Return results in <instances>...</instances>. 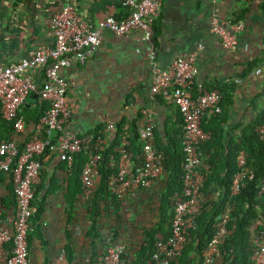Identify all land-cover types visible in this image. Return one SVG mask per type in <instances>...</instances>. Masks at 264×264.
I'll list each match as a JSON object with an SVG mask.
<instances>
[{
    "label": "crops",
    "instance_id": "crops-1",
    "mask_svg": "<svg viewBox=\"0 0 264 264\" xmlns=\"http://www.w3.org/2000/svg\"><path fill=\"white\" fill-rule=\"evenodd\" d=\"M66 1L0 0V63L13 64L38 47L52 46L55 36L50 20ZM70 1L83 18L92 23L108 15L121 18L128 13L121 0ZM214 14L223 20L244 23L233 47L224 48L219 36L211 31ZM144 36V30L139 28L126 35L106 29L101 47L86 64L73 62L63 69L70 81L71 124L80 134H98L96 130L100 126L104 130L108 119L139 129L144 123L146 107L157 113L156 128L163 134L160 138L163 143L168 140L166 133L171 134L181 127L183 115L171 95H152L149 63L152 50L156 51L163 68L182 53L199 51V73L193 91L196 94L197 83L208 88L226 86L228 98L226 96L220 113L226 142L238 140L264 109V0H164L152 37L145 39ZM34 78L37 90L28 95L22 106H27L26 112L47 103L39 95L44 74L37 73ZM214 115L208 111L203 119L206 117V122L211 124L216 121ZM25 121L26 128L18 139L23 147L39 122L26 118ZM116 134L117 125L105 136L107 147L115 146L117 150ZM43 157L41 182L35 189L33 201L44 199L45 210L41 236H33L29 264H97L108 242L105 237L114 235L126 243L122 264H130L145 240V230L161 218L163 177L156 179L151 187L141 189L133 198L100 199L92 205L99 189L98 178L90 200H84L80 193L72 203L69 193L73 172L69 164L56 153H45ZM202 166L207 167L204 159ZM205 185L209 202L215 203L224 196V189L218 183H210L208 189ZM258 208L262 211L261 206ZM16 209L14 181L11 176L0 174V223L13 229ZM169 227L166 223L164 231ZM6 246L10 249L11 243ZM0 264H6L4 256L0 257ZM146 264L151 262L148 260Z\"/></svg>",
    "mask_w": 264,
    "mask_h": 264
},
{
    "label": "built area",
    "instance_id": "built-area-1",
    "mask_svg": "<svg viewBox=\"0 0 264 264\" xmlns=\"http://www.w3.org/2000/svg\"><path fill=\"white\" fill-rule=\"evenodd\" d=\"M128 13L121 18L113 15L92 23L83 18L77 6L67 0L50 20L55 40L52 46L36 48L30 55L13 64L0 63V113L4 119L14 125L10 139L0 142V174H11L17 202L14 227L0 223V257L6 264H29L28 233L34 214L33 199L35 189L41 182L43 162L40 156L48 151L56 153L61 159L72 165L74 157L81 151L88 152L81 179L82 198L90 200L96 190L99 177V165L103 152L107 148L105 133L116 127L115 121L107 120L100 134H80L71 124L72 109L69 105L68 90L70 81L63 69L73 62L86 64L101 47L104 31L111 30L118 35L129 34L132 30L143 29L145 39L153 35V25L161 16L164 0H121ZM219 0H216L218 2ZM241 21H227L217 14L213 15L211 31L219 36L224 48H231L237 42L238 33L244 29ZM199 51L178 55L171 64L160 66L155 50L149 53L152 72V95L167 93L183 115V152L184 171L183 192L173 199L174 213L171 218V233L160 237L152 254L154 264H170L177 260L189 241L192 228L196 227L197 217L203 213L208 196L204 190L206 175L201 171L202 156L200 146L212 137L211 131L203 126L206 112L222 111L223 93L218 88H208L197 83V92L193 85L199 73L197 64ZM44 74L39 89L41 99L48 107L40 118L35 133L21 149L18 139L26 128L25 118L21 115L22 106L28 95L37 90L34 75ZM144 123L138 129L142 140V161L137 164L130 152L131 129L124 126L117 147L116 157L112 156V165L117 171L108 180L109 191L119 199L135 197L141 189L152 186L165 172V156L155 145L157 113L153 108H144ZM264 139V123L257 129ZM238 170L231 184V196L255 179V171L248 161V153L241 150L237 155ZM264 201V178L260 182L258 200ZM231 205L227 203L225 211L217 217L215 233L202 251L200 260L195 264H217L226 251L223 249L233 228ZM253 253L251 264H264V212L250 225ZM10 242V249L6 246ZM126 249L123 240L109 238L104 253L97 264H122Z\"/></svg>",
    "mask_w": 264,
    "mask_h": 264
},
{
    "label": "trees",
    "instance_id": "trees-1",
    "mask_svg": "<svg viewBox=\"0 0 264 264\" xmlns=\"http://www.w3.org/2000/svg\"><path fill=\"white\" fill-rule=\"evenodd\" d=\"M213 88H218L223 93V105L227 96L226 86L216 85ZM26 107L27 106L22 108L21 115L25 117L27 121L33 120L34 122H38L47 109L48 102L42 104L40 108H36L33 112H26ZM220 113L214 115L213 120L216 121L211 124L206 122V117L202 120L204 128L212 132V137L200 146V152L207 164V167H203L201 164V171L206 174L205 188L208 189L210 183L216 182L223 187L224 196L215 203L208 201L203 213L197 217L196 227L192 228L190 231L189 242L182 256L177 260H172L170 264H195L200 260L202 251L215 233L216 219L225 211L227 203L231 205L232 220L230 226L233 228V232L223 247L226 254L219 264H251L252 261L251 256L253 249L251 246L250 225L259 217L260 210L258 206H261L264 212V201L263 199L258 200L260 182L264 178V139L261 138L257 130L258 127L264 123V109L248 127L244 129L240 138L238 140H232L230 143L225 141L226 130L223 127L224 121ZM116 125V142L118 141L119 143L120 136L124 129V123H117ZM130 129L132 132L131 144L129 147L130 152L135 162L139 164L142 161V140L136 127ZM102 130L103 127L101 128L100 126L96 130V133L100 134ZM13 132V123L4 119L0 113V142L3 139H10ZM183 134V117L179 129L174 130L171 134H165L168 139L167 143H163L162 139H160L163 134L155 128V145L164 152L165 156V172L163 175L165 187L160 195L161 218L157 223L145 230V240L137 251V257L133 259L130 264H137L138 262L146 264L148 260L151 264H154L152 254L155 251L157 240L160 236L168 237L171 233V218L174 213L173 199L176 194H181L183 192L182 174L184 171L183 165L185 158L183 152ZM20 148L22 149L23 145H21ZM241 150H245L248 153L249 164L254 169L256 176L255 179L250 181L246 187L242 188L238 194L231 196V184L234 174L238 170L237 155ZM47 153H49V151ZM44 155L45 153L40 156L42 160ZM116 155L117 150L115 146L107 147L103 152V158L99 165V189L97 195L91 201L92 205L99 202L100 199L117 198L108 188L110 175L117 171L116 166L111 164L112 156L116 157ZM87 159L88 152L84 150L76 154L72 165H69L70 171L73 172V185H71V191L69 193V201L72 203L79 198V194L83 191L81 173ZM1 174L5 175V173ZM6 176L10 177L11 174H6ZM33 207L34 214L31 218V229L28 233L29 251L31 250L33 236L36 234L41 236V218L45 210L44 199L37 198V200L33 201ZM15 208H17L16 197ZM95 209H97V207H95ZM166 223H169L170 226L167 232L164 231ZM113 238L118 239L116 235H114ZM105 239L109 240L107 236ZM123 257L124 255L122 258Z\"/></svg>",
    "mask_w": 264,
    "mask_h": 264
}]
</instances>
